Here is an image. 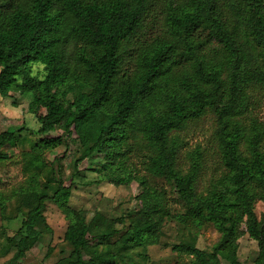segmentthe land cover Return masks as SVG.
<instances>
[{"label":"trees","instance_id":"16d2710c","mask_svg":"<svg viewBox=\"0 0 264 264\" xmlns=\"http://www.w3.org/2000/svg\"><path fill=\"white\" fill-rule=\"evenodd\" d=\"M219 1L183 0L175 4L170 0L165 19L171 40L149 44L138 55L134 71L124 74L128 44L141 30L152 0H0V98L10 87L31 91L30 112L46 110L44 115L37 114L40 127L32 131L40 137L35 150L67 146V139L76 137L83 150L74 161L72 178L79 172V163L95 152L104 157V166L114 165L123 154L121 145L127 131L138 126L153 150L147 170L169 182L185 206V212L176 218L182 222L205 219L220 233L210 252L184 245L173 248L194 255L193 264H223V260L241 264L238 240L247 235L258 247L252 264H264V217L258 218L254 211L255 202L264 201L261 133L252 124L245 135V128L235 119L243 106L246 86L264 83V67H246ZM241 1L243 20L249 36L262 48L264 66V0ZM204 28L223 45L225 52L217 61L207 58L200 42L194 40V34ZM182 60L189 61L191 71L173 78L176 87L166 93L160 111H150L139 119L140 107ZM36 62L44 66L42 79L28 75L29 65ZM207 108L216 115L218 144L227 173L203 194L194 189L200 152L192 154L189 170L182 173L176 168L178 146L172 132L183 129ZM21 129L0 132V161L8 157L4 146L22 138ZM89 140L92 143L87 146ZM241 140L248 155L240 150ZM60 157L49 162L50 179L20 194L27 213L21 228L7 239L16 249L8 264H20L36 243V227L45 223L46 201L53 202L67 219L64 238L72 249L64 264H115L128 250L157 241L169 212L162 194L140 181L141 208L130 214L123 230L98 212L86 221L68 204L73 182L66 184ZM32 161L39 174L43 163L37 154ZM55 161L56 169L52 166ZM99 243L105 244L103 252L94 249Z\"/></svg>","mask_w":264,"mask_h":264},{"label":"rangeland","instance_id":"374dc122","mask_svg":"<svg viewBox=\"0 0 264 264\" xmlns=\"http://www.w3.org/2000/svg\"><path fill=\"white\" fill-rule=\"evenodd\" d=\"M172 1L180 4L183 0ZM169 3L170 0H152L141 30L128 44V52L123 59L124 74L134 71L138 55L149 44L157 40H171L165 19ZM219 6L229 29L235 35L246 67L262 69V48L248 34V26L243 20V1L220 0ZM194 40L200 42V50L213 61L221 59L225 52L223 45L211 38L207 28L198 30L194 34ZM180 49L179 47L178 50ZM185 70L191 71L189 61L182 60L171 77L154 88L147 104L140 107L139 119L147 116L150 111L162 109L166 93L176 87L173 78L184 74ZM44 74L42 64L36 62L29 65L30 77L42 79ZM222 77H226V72ZM32 98L31 91L21 92L13 87L5 90L0 98V132L22 128V138L14 145L4 146L3 150L8 157L0 161V264H8L14 256L16 249L7 239L21 228V222L27 213V205L20 194L33 190L38 182L42 186L45 180L50 179L49 162L55 156H61L66 184L73 182L68 204L82 213L86 221L98 212L113 219L115 227L123 230L129 224L130 214H135L141 208L142 188L139 182L142 180L150 189L162 194L166 201L169 212L163 218L157 241L128 250L115 264H193L194 255L186 250L174 249L173 246H192L206 252L212 250L220 233L205 219H188L182 222L176 218L185 212V206L178 200L169 182L147 170V162L153 150L147 145L138 126L127 131L121 145L123 154L115 160L114 165L104 166V157L95 152L79 163V172L72 178L75 172L74 161L81 155L83 147L74 136L67 139V146L35 150L33 146L40 137L32 131L40 127L37 114L44 115L46 110L40 108L37 114L30 112ZM67 98H71L70 93ZM235 119L245 128V135L249 133L252 124L258 127L261 133L259 145L264 150V83L252 82L246 86L243 106ZM217 127L216 115L211 108H207L203 115L188 121L183 129L172 132L178 146L176 168L182 173L189 170L192 154L200 152V168L194 181L196 193L206 194L227 173L221 159ZM92 140L86 145L89 146ZM240 150L248 155L243 140L240 142ZM34 154L43 163L39 174L38 167L32 161ZM52 166L56 169L57 161ZM254 211L258 218L264 217V201L257 200ZM43 216L45 223L39 222L36 227V243L25 252L20 264H64V258L71 252L72 247L64 238L67 227L64 214L53 202L46 201ZM113 240L111 238L109 242L112 243ZM238 244L239 262L252 264L258 251L257 242L246 235L238 240ZM105 248V244L99 243L94 249L103 252ZM222 263L227 264L224 260Z\"/></svg>","mask_w":264,"mask_h":264}]
</instances>
